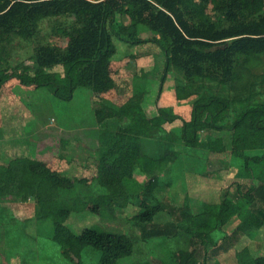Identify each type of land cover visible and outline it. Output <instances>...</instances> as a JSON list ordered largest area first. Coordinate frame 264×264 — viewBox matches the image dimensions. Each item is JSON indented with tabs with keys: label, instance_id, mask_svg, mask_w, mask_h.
I'll return each mask as SVG.
<instances>
[{
	"label": "trees",
	"instance_id": "obj_1",
	"mask_svg": "<svg viewBox=\"0 0 264 264\" xmlns=\"http://www.w3.org/2000/svg\"><path fill=\"white\" fill-rule=\"evenodd\" d=\"M58 15L76 18L66 45L41 43L34 47L32 66L12 63L15 40L33 38L43 18ZM147 29L152 33L145 35ZM115 37L160 47L165 55L163 77L176 70L179 95L192 98L184 115L169 105H158L148 115L143 102L149 89L144 87L118 108L102 100L119 51ZM12 78L46 86L66 99L77 87H88L97 103V122L111 123L91 153L98 161L94 182L109 194L88 206L92 212L113 214L132 202L139 184L142 193L155 197L158 186L170 184L177 159L206 156L205 149L228 152V174L239 180L230 192L224 191L221 201L200 204L163 226L151 221L162 204L138 201L135 217L149 224L143 235L161 237L165 244L178 227L186 234L185 245L160 264H204L206 255L217 257L246 237L264 242V0H0V89ZM162 90L163 83L157 98ZM173 134L180 142L177 148L168 139ZM145 143L151 145L149 150ZM19 161L24 179L36 184V199L45 208L38 216L41 230L47 225L58 244L73 239L65 223L71 208L59 199L72 193V184H59L40 159ZM129 162L138 174L147 175L143 183L127 174ZM216 229L226 232L220 237L213 234ZM90 235L87 244L100 255L99 263L121 264L134 252L136 238L129 234L99 227ZM236 260L264 264V253L254 255L244 246L236 251Z\"/></svg>",
	"mask_w": 264,
	"mask_h": 264
},
{
	"label": "rangeland",
	"instance_id": "obj_2",
	"mask_svg": "<svg viewBox=\"0 0 264 264\" xmlns=\"http://www.w3.org/2000/svg\"><path fill=\"white\" fill-rule=\"evenodd\" d=\"M76 25V18L65 15L43 18L33 38L15 40L12 63L31 65L34 47L41 43L64 47ZM146 31L145 35L152 33L150 29ZM114 41L119 51L112 60L111 74L102 100L118 108L143 92L144 87L149 89L143 102L148 115L154 113L158 105H169L176 113L184 115L192 98L179 95V74L176 70H169L163 77L165 55L160 47L153 42L130 44L117 37ZM58 76L62 74L58 73ZM162 83L163 90L157 98L156 93ZM2 87L16 98L9 105L5 101L0 103V131H23L25 136L19 137L20 144L13 140L8 146L21 145L26 156L20 151L9 153L6 151L8 142L4 146L0 143V264H103L99 263L100 255L92 251L91 244H87L92 242L91 232L99 227L136 238L133 254L123 258L121 264H129L134 260H150L160 264L163 257L185 245L186 234L178 227L170 233L172 237L165 244L161 237L143 235L144 226L149 224L135 217L139 210L138 201L147 199L161 203L162 208L151 221L163 226L171 219L177 221L186 213L197 210L200 204L221 201L224 191L230 192L239 180L233 174H228L225 164L229 158L228 152L201 149L206 156L184 158L180 162L177 159L174 170L170 172V184L158 186L154 190L155 197L142 193V185L139 184L132 202L115 208L113 214L92 212L88 206L95 202L101 203L109 194L100 190L94 182L98 161L91 153L98 144L97 137L108 132L106 130L111 127V123L97 122L94 113L97 103L91 90L79 86L73 97L66 99L58 97L46 86L25 85L16 78L8 80ZM173 135L168 139L177 148L180 142ZM37 142L42 147L41 159L44 156L50 159V168L59 184H72V193L67 194L60 203L67 202L71 208L65 223L74 238L70 239L69 235L70 240L66 239L68 242L63 244L51 239L47 225L41 230L38 216L45 213V208L36 199V184L23 177L19 160L31 156L30 159L37 160ZM144 146L149 150L151 145L145 143ZM68 148L70 150L67 152ZM200 164L205 174L201 173ZM155 173L163 174L160 171ZM127 174L135 177L139 183L148 178L147 175L138 174L132 162L128 164ZM241 211L244 212V209ZM225 232L224 229H216L213 234L222 237ZM244 246L250 247L254 255L264 253L261 238L246 237L217 257L206 255L203 263L237 264L236 251Z\"/></svg>",
	"mask_w": 264,
	"mask_h": 264
},
{
	"label": "crops",
	"instance_id": "obj_3",
	"mask_svg": "<svg viewBox=\"0 0 264 264\" xmlns=\"http://www.w3.org/2000/svg\"><path fill=\"white\" fill-rule=\"evenodd\" d=\"M4 86H7V85H4ZM16 97H15V95L14 94H12V92H9L8 90H6V91H4V88L3 87H1V89H0V103H1V101H5V103H8L7 105H9V104H11L12 103V101L15 99ZM9 101V102H8ZM35 133V132H34ZM23 137V136H25V133H23V131H0V143H2L1 145H3L4 146V144H5V142H8V144H7V147L8 148H6V151L7 152H9V153H17V151L19 152H23L24 153V150H23V148H21V145H13L12 147L11 146H8L9 144H11V143H13V140H14V143H15V141L17 140L18 141V143L20 144V138L19 137ZM13 137H14V139H13ZM38 142L40 143V141L38 140ZM36 143V146H37V150H36V152H37V156H38V159H40V160H43V161H45V163L47 164V166L48 167H50V162H49V158L48 157H43L42 159H41V155L43 154V152H42V147H40V144L39 143ZM50 142V141H49ZM51 142H53V141H51ZM65 142V140H63V143ZM66 143V142H65ZM52 143H50V145H51ZM49 145V146H50ZM65 148V147H64ZM70 149L68 148V150H67V152L69 151ZM22 153V155H25L26 156V154L24 153L23 154ZM21 155V156H22ZM64 156V155H63ZM29 157V156H28ZM32 157V156H31ZM30 157V158H31ZM64 158H66L65 156H64ZM68 158H69V156H68ZM0 159H1V156H0ZM13 162H11V164H12ZM51 169V168H50ZM52 170V169H51ZM53 171V170H52ZM26 180V179H25ZM66 195L67 194H64L63 196H61L59 199L61 200V199H63V198H66ZM37 216H38V214H37Z\"/></svg>",
	"mask_w": 264,
	"mask_h": 264
}]
</instances>
